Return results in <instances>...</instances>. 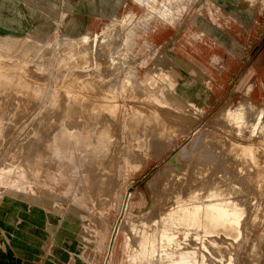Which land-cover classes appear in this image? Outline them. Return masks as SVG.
<instances>
[{
  "label": "rangeland",
  "instance_id": "1",
  "mask_svg": "<svg viewBox=\"0 0 264 264\" xmlns=\"http://www.w3.org/2000/svg\"><path fill=\"white\" fill-rule=\"evenodd\" d=\"M173 1L157 0L156 4L142 5L138 0H0V37H20L17 45L7 49L0 47V204L5 196L0 205V247L20 254L23 264H107L110 258L112 264H224L227 261L264 264V243H261L264 234L259 236L260 228L250 223L251 218L264 216L263 137L254 142L253 135L243 132L240 136L243 148L253 150L252 154L244 150L234 156V167L243 172H257L251 175L256 191L245 186L241 193L245 198L244 211L238 220L236 238L224 234L201 236L200 228L174 218L177 200L173 199L178 187H190L199 181L192 178L187 182L178 181L181 185L177 183L175 177L183 172L184 165L177 152L184 146L189 147L190 136L212 122L219 109L233 108L245 100L249 102L248 119L254 120L260 110V117L264 119V0H176L178 3L170 8ZM160 8H167L164 16L160 15ZM75 17L85 22L77 31L69 27ZM112 17L116 18L113 22ZM111 23L121 32L122 45L127 52L118 68L111 67V60L118 53L114 55L108 49L106 54L98 56L95 69L89 65L85 53L81 59L76 55L70 57L57 39L60 35L76 37L84 33L91 44L93 39L101 40L102 26ZM96 33L98 35L93 36ZM29 35L38 37L41 43L29 45ZM61 56L64 61L58 62ZM119 68L123 70L122 81L115 92L114 73ZM131 70L137 74L131 81L139 85L134 90L124 84L129 81ZM145 76L148 83L142 90ZM53 109L61 110L58 120L76 124L74 130H67L66 124L56 130V158L48 162L45 137L51 132L48 127L43 129L36 116L42 113L48 117L54 114ZM149 118L153 127H163L168 132L166 141L150 145L152 136L149 134L152 135L154 129L149 125ZM170 118L176 124L169 123ZM221 129L229 133L228 128ZM39 131L41 135L47 133L40 142L36 137ZM74 136L78 137V147L71 150L68 145ZM62 137L67 140L58 141ZM91 146L96 147L95 152ZM233 148V144L227 146V150ZM81 149L86 150L87 157L74 160L72 156L80 155ZM255 150L258 155H253ZM33 152H39L41 158H33L30 165ZM26 163L32 166V172ZM95 178L98 181L95 182ZM168 182L171 186L166 184ZM185 187H180L179 191L184 193ZM166 191H169L167 195ZM182 193L181 196H187ZM251 195L256 197L254 203ZM169 199H173V203ZM125 203H128L129 220L147 213L143 233L156 237L155 257L142 249L144 242L131 229L124 231L118 227L119 223L126 224L121 222ZM255 209L261 211L259 216L254 215ZM150 211L154 212L153 216ZM63 219L75 221L77 228L64 223ZM253 228L258 230L255 232ZM259 239L261 246L263 244L258 246L262 254L254 261L249 249ZM201 249L206 251L205 257ZM70 252L74 262L66 256Z\"/></svg>",
  "mask_w": 264,
  "mask_h": 264
},
{
  "label": "bare ground",
  "instance_id": "2",
  "mask_svg": "<svg viewBox=\"0 0 264 264\" xmlns=\"http://www.w3.org/2000/svg\"><path fill=\"white\" fill-rule=\"evenodd\" d=\"M142 5H148V3H153L156 4L157 0H138ZM178 2L175 0L173 1V3L170 4V8L174 7V5H176ZM156 7V6H155ZM167 9V8H166ZM166 9H162L160 8V15L164 16ZM115 17H112V22L115 21ZM68 34V33H67ZM97 36L98 34H93V36ZM31 37V35H29ZM3 39V40H1ZM58 41L61 44L62 50L67 49L69 56H73L76 55L79 59H81V55L83 53L86 54L87 58L89 59V65H91L92 67H94L95 65V61L98 60V56H102V54H106L107 50L109 49L112 54L116 55V57L114 56V58H112L111 60V67L113 68H118L119 65L121 64V62H123L127 52L125 50V47L122 45L123 41H122V35L121 32L118 31L117 29L113 28V23L111 24H104L102 26L101 29V40L99 41H95V39H93L92 43H89V37H87L86 34H80L79 36L76 37H69L67 35H60L59 38H57ZM20 37H0V47L1 48H10L13 47L15 45H17L19 43ZM41 43V40L38 37H31L28 44L35 46L36 44ZM94 44V46H92ZM122 45V47H121ZM100 58V57H99ZM129 58V57H128ZM104 60V59H103ZM64 61V56H61L58 59V62H63ZM130 61V60H129ZM128 61V62H129ZM6 68V67H5ZM28 68V67H27ZM95 68V67H94ZM103 70V67H101ZM105 68V67H104ZM23 69V68H22ZM96 69V68H95ZM93 69V70H95ZM109 69V68H108ZM108 69H104V70H108ZM120 69V68H119ZM25 70V68H24ZM30 70V69H28ZM98 70V69H97ZM95 70V72L97 71ZM103 70V71H104ZM64 71V70H63ZM87 71V70H86ZM90 71V70H89ZM105 71V72H106ZM109 71V70H108ZM107 71V72H108ZM123 70L120 69L119 71H116L114 73V77H115V83L113 84V89L115 92H117L119 90V84L122 81V72ZM129 71V70H128ZM67 72V71H66ZM74 71H72L73 73ZM79 72V71H78ZM93 72V71H91ZM102 72V71H100ZM80 73V72H79ZM99 73V72H98ZM27 74V73H25ZM107 74V73H105ZM130 76H129V81H124L125 85L127 84L128 88L131 90H134L135 88L139 87V85L135 84V82L131 81V77L135 78L137 77V74L134 71H130ZM30 75V74H28ZM83 75V73H82ZM104 75V72L102 74V76ZM37 76V75H36ZM107 76V75H106ZM128 76V75H127ZM45 77V76H44ZM88 78V77H87ZM90 78V77H89ZM88 78V79H89ZM147 76H145L143 82H142V87H140L142 90H145L146 85L148 83L147 81ZM30 79V78H29ZM83 79V77H82ZM85 79V78H84ZM20 80V79H19ZM93 80V79H92ZM95 80V79H94ZM133 80V79H132ZM30 81V80H29ZM135 81V80H134ZM31 82V81H30ZM87 82V81H86ZM85 82V86L87 85ZM95 82V81H94ZM98 82V81H97ZM108 82V81H107ZM105 82V83H107ZM76 83V82H75ZM90 83V82H89ZM104 83V85H105ZM95 84V83H93ZM100 84V83H99ZM111 84V83H110ZM39 85V84H38ZM72 85V84H71ZM1 86V85H0ZM13 86V85H12ZM101 86V85H100ZM106 86V85H105ZM3 87V86H2ZM10 87V86H9ZM9 87L7 86V89H9ZM87 87V86H86ZM4 88V87H3ZM82 88V87H81ZM97 88V87H96ZM127 88V89H128ZM158 86L154 87V90H157ZM10 90V89H9ZM12 90V89H11ZM88 90V89H87ZM95 90V89H93ZM92 90V91H93ZM91 90H89L90 92ZM11 92V91H10ZM87 92V93H89ZM96 92H100V91H96ZM137 92V91H136ZM140 92V91H139ZM9 93V92H7ZM95 93V92H93ZM14 95V93H12ZM73 92H70V95H72ZM98 94V93H96ZM3 95V94H2ZM8 95V94H7ZM25 95V94H24ZM88 95V94H87ZM91 95V94H90ZM136 95V94H135ZM148 97H150V93H147ZM12 96V95H11ZM126 96V95H125ZM4 97V96H3ZM2 97V98H3ZM13 97V96H12ZM90 97V96H88ZM1 98V97H0ZM14 98V97H13ZM23 98V97H22ZM29 98V97H28ZM27 98V100H28ZM91 98V97H90ZM139 98V96L137 97V99ZM5 99V97H4ZM7 99V98H6ZM26 99V97H25ZM21 100L22 104L23 101L25 100ZM32 99V98H31ZM96 99V98H94ZM136 99V100H137ZM141 99V98H140ZM30 100V99H29ZM97 100V99H96ZM103 100V99H101ZM119 100V99H118ZM146 100V99H145ZM5 100H3L4 102ZM12 101V100H11ZM8 101V102H11ZM32 101V100H30ZM34 101V100H33ZM32 101V102H33ZM110 101V100H109ZM113 101V100H112ZM134 100H132L133 102ZM144 101V100H143ZM6 102V101H5ZM36 102V101H35ZM88 102V101H87ZM137 102V101H136ZM2 103V102H1ZM7 103V102H6ZM30 103V102H29ZM28 103V104H29ZM38 103V102H37ZM61 103V102H60ZM86 103V102H85ZM138 103V102H137ZM145 103V102H144ZM152 103V102H151ZM8 104V103H7ZM11 104H13L11 102ZM10 104V105H11ZM20 104V103H19ZM26 104V103H25ZM24 104V105H25ZM31 104V103H30ZM34 104V103H33ZM67 104V103H66ZM141 104V103H140ZM146 104V103H145ZM9 105V104H8ZM60 105V104H59ZM67 105H72L71 103H68ZM87 105V104H86ZM136 105V104H135ZM149 105V104H146ZM153 105V104H152ZM249 105L248 101H242L237 103V105L235 107H228V106H224L223 108L219 109V111H217V115H215V119L213 118L212 122H207L204 126L198 128L191 136H190V141H189V147L184 146L183 148H181L176 155L181 156L184 160V165H183V172L180 173L177 177H175V180L177 181H182V180H193L192 178H195L194 181H197L196 179H198L199 181H201L198 183L197 185H193V186H186L183 185L186 189V191L183 189V191H185L184 193L180 192L179 188H184L182 186L178 187V192L176 193L175 190H173L172 192L175 191V195L173 197V199L177 200L176 205L174 206V210H175V214H174V218L181 220L185 225L186 224H192V226H196L197 228H200L201 231V236H211V235H220V234H224L226 236H229L231 238H236L239 235V229H238V220L240 218V216L242 215L243 211H244V197L241 195V193L245 190V186H248V188L253 191L256 188L255 182L251 181V179L253 178V176L251 175H257V172H251L246 170L245 172L239 170L237 167H234V156H238L242 151L244 153V150L246 151V153H248L249 155L252 154L253 150H247L245 148H243L242 145V139H240L241 135L243 134V132H247L248 135H253L252 137L256 139L257 142L259 141V139H263L264 138V119L261 118V114L262 111H258V113H256L254 120L248 119V113H247V107ZM13 106V105H12ZM31 106V105H30ZM36 106V105H34ZM73 106V105H72ZM140 106V105H139ZM137 106V107H139ZM6 107V106H5ZM22 106H20L21 108ZM32 107V106H31ZM87 107V106H86ZM150 107V105H149ZM8 108V107H7ZM14 108V107H13ZM24 108V107H22ZM30 108V107H29ZM33 108V107H32ZM63 108V107H62ZM74 108V107H73ZM145 108V107H143ZM152 108V106H151ZM164 108V107H163ZM161 107V109H163ZM9 109V108H8ZM25 109V108H24ZM72 109V108H71ZM88 109V108H87ZM159 109V108H158ZM165 109V108H164ZM163 109V110H164ZM249 109V108H248ZM17 111L19 109H16ZM27 110V109H26ZM54 110V114L51 113V117L49 118L47 116H43L42 113H40L39 115L36 116V118H39V120H41V124L43 126V129L48 127V131H50L51 133H43V134H47L45 139H46V144L45 147L47 148V151L45 153V156H47L49 158V161H52L56 158V154H55V141H57V138L55 139V133L57 132L56 130L59 129L62 125H68L69 129L67 130H74V126L76 124L75 121H71V122H66L64 120H58L59 117V112L61 111H57L55 112ZM74 110V109H73ZM83 110V109H82ZM99 110V109H98ZM144 110V109H143ZM146 110V108H145ZM148 110V109H147ZM157 110V108H156ZM9 111L11 112V110L9 109ZM33 111V110H32ZM47 111V110H46ZM45 111V112H46ZM250 111V110H249ZM19 112V111H18ZM104 112V111H103ZM142 112V111H141ZM23 113V112H20ZM29 113V111L27 112V114ZM77 113V111H76ZM145 113V112H144ZM161 113V112H160ZM164 113V111H163ZM26 114V115H27ZM79 114V113H77ZM109 114V113H108ZM45 115V114H44ZM70 115V114H69ZM84 115V114H83ZM103 115V114H102ZM105 115V114H104ZM103 115V116H104ZM135 115V112H133L131 114V116L133 117ZM18 116V115H17ZM22 116V115H21ZM25 116V115H24ZM85 116V115H84ZM101 116V115H100ZM137 116H139L137 114ZM146 116V115H145ZM164 116V115H163ZM20 117V116H19ZM18 117V118H19ZM27 117V116H26ZM75 118V116H73ZM105 117V116H104ZM120 117V116H119ZM149 117V116H148ZM263 117V116H262ZM6 118V116L4 117ZM17 118V117H16ZM15 118V119H16ZM111 118V117H108ZM142 118H144V115L142 116ZM212 118V117H211ZM107 119V118H106ZM145 119V118H144ZM169 119V117H168ZM183 119V118H182ZM77 120V118L75 119ZM102 120V119H100ZM150 120V118H149ZM194 120V119H193ZM16 121V120H15ZM70 121V120H69ZM81 121V120H79ZM153 121V120H152ZM167 122V120H165ZM172 121H174L172 119ZM171 118L170 120H168L169 123L172 122ZM176 121H180V120H176ZM184 121V120H183ZM199 121V120H198ZM18 122V120H17ZM35 122V121H34ZM78 122V120H77ZM116 122V121H113ZM145 122V121H144ZM151 120L149 121V125L152 126V124L150 123ZM156 122V120L154 121ZM182 122V121H181ZM180 122V123H181ZM189 122V120H188ZM187 122V123H188ZM192 122V121H191ZM4 123V122H3ZM9 123V122H8ZM7 123V124H8ZM90 123V121H89ZM127 123V122H126ZM141 123V122H140ZM147 123V122H145ZM158 123V122H157ZM164 123V122H163ZM162 123V124H163ZM175 123V121H174ZM53 124V125H52ZM79 124V123H77ZM102 124V123H101ZM111 124V123H110ZM109 124V125H110ZM114 124V123H113ZM128 124V123H127ZM144 125V123H142ZM159 124V123H158ZM157 124V125H158ZM167 124V123H166ZM173 124V123H172ZM176 124V123H175ZM178 124V123H177ZM10 125V124H9ZM12 125V124H11ZM35 125V124H34ZM81 125V123H80ZM115 125V124H114ZM168 125V124H167ZM19 125H17L18 127ZM139 126V125H138ZM147 126V125H146ZM162 126V125H161ZM173 126V125H172ZM180 127V124L178 125ZM6 127H11V126H6ZM35 127V126H34ZM98 127V126H97ZM96 127V128H97ZM117 127V126H116ZM170 127V126H169ZM191 127V126H190ZM194 127V126H193ZM222 127L228 128L229 133H225L222 131ZM13 128V127H12ZM11 128V130H12ZM41 128V126H40ZM112 128V127H111ZM144 128V127H143ZM149 128V127H148ZM152 128L154 129L152 131V129L150 131H152V135L151 133L149 134L150 136H152V138H149V143L150 145H157L158 143H162L163 141H166L167 138V133L165 132V128L163 127H157L155 128L152 126ZM174 128V127H173ZM172 128V129H173ZM182 128V127H181ZM180 128V129H181ZM41 129V130H43ZM47 129V128H46ZM145 129V128H144ZM169 129V128H168ZM171 129V130H172ZM178 129V128H177ZM176 129V130H177ZM8 130V129H7ZM10 130V131H11ZM40 130V129H39ZM45 130V129H44ZM117 131V128L114 129V131ZM139 130V129H138ZM147 130V129H146ZM171 130L169 132H171ZM175 130V129H174ZM6 131V130H5ZM9 131V132H10ZM15 130H13L14 132ZM47 131V132H48ZM113 131V130H112ZM113 131V132H114ZM149 131V129H148ZM180 131V130H179ZM8 132V131H7ZM12 132V131H11ZM43 132V131H42ZM76 132V131H75ZM119 132V131H118ZM140 132V130H139ZM245 132V133H246ZM5 133V132H4ZM116 133V132H115ZM147 133V131H146ZM7 133H5V135L3 134V136H6ZM42 134V135H43ZM119 134V133H118ZM145 134V133H144ZM171 134V133H169ZM42 135L39 131V134L36 136L37 140L40 142V140L42 139ZM124 135V132H123ZM142 135V134H141ZM140 135V136H141ZM148 136V134H146ZM172 135V134H171ZM245 135V134H244ZM247 135V134H246ZM256 135V136H254ZM45 136V135H44ZM110 136V135H109ZM118 136V135H117ZM120 137V136H119ZM149 137V136H148ZM172 137V136H171ZM246 137V136H245ZM244 137V138H245ZM263 137V138H262ZM10 138V137H9ZM7 138V140L9 139ZM24 138V137H23ZM77 136H74L73 140L69 141V145L68 148L71 150H75L78 146L76 145L77 143ZM145 139V138H144ZM170 138L168 137V140ZM247 139V138H246ZM252 139V138H251ZM254 139V140H255ZM6 140V141H7ZM23 140V139H22ZM65 141L67 139L65 138H59L58 141ZM124 140V139H123ZM173 140V139H172ZM172 140H171V144H172ZM17 141V140H16ZM244 141V140H243ZM249 141V140H248ZM5 142V141H4ZM174 142V140H173ZM24 143V142H23ZM22 143V144H23ZM35 143V141H34ZM44 143V142H43ZM42 143V144H43ZM166 143V142H165ZM259 143V142H258ZM6 144V143H5ZM231 144L234 145V148L231 150H227V146H230ZM261 144V143H260ZM24 145V144H23ZM118 145V144H117ZM13 146V144H12ZM38 146V145H37ZM39 148H41V145L39 143ZM167 145H165L166 147ZM23 147V146H22ZM25 148V147H24ZM37 148V149H39ZM112 148V147H111ZM154 148V147H153ZM160 148V147H159ZM162 148V147H161ZM229 148V147H228ZM261 148V147H260ZM12 149V148H11ZM35 149V148H34ZM166 149V148H165ZM91 150L93 152H95L96 147L91 146ZM160 150V149H159ZM158 150V151H159ZM258 150V149H257ZM257 150L254 151V154H257ZM261 150V149H260ZM30 151V150H29ZM141 151V150H140ZM151 151V150H150ZM156 151V150H155ZM262 151V150H261ZM137 152V151H136ZM109 153V152H108ZM111 153V151H110ZM109 153V154H110ZM264 153V152H261ZM32 154V153H31ZM68 154V152H67ZM113 154V153H112ZM158 154V153H157ZM97 155H99V153H97ZM258 155V154H257ZM243 156V155H242ZM261 157V155H259ZM18 157V156H17ZM87 157V152L85 149H81V154L77 155L74 154L72 156V158L75 159H81L84 160ZM107 157V155H106ZM105 157V158H106ZM158 157V156H157ZM180 157V158H181ZM263 157V156H262ZM34 159H39L41 158V154L39 152H36L32 155V159H31V164H33ZM121 158V157H120ZM156 158V157H155ZM178 158V157H177ZM108 159V157H107ZM105 160L106 162L109 160ZM247 159V157H246ZM30 160V159H29ZM180 160V159H179ZM238 160V159H237ZM243 160V158H242ZM263 160V159H262ZM98 162V161H97ZM182 162V161H181ZM243 162V161H242ZM94 163V161H93ZM103 163L106 165V163L103 161ZM114 164V163H113ZM126 164V163H125ZM27 167L29 168L30 172H32V166L28 165L26 163ZM94 165V164H93ZM111 165V164H110ZM236 165V163H235ZM42 166V162L38 165V168H40ZM237 166V165H236ZM252 166V165H251ZM263 166V165H262ZM95 167V166H94ZM93 167V169H94ZM180 167V166H179ZM31 168V169H30ZM51 168V167H50ZM101 168V167H100ZM255 168V167H254ZM247 169V168H245ZM89 170V169H88ZM182 170V169H181ZM180 170V171H181ZM91 171V169H90ZM114 171V170H113ZM168 172V171H167ZM90 173V172H89ZM100 174V173H99ZM38 175V174H37ZM91 174H89V177L91 178L92 176H90ZM93 175L96 177L97 175L93 173ZM105 175V173H104ZM172 175V174H171ZM40 176V175H39ZM93 176V177H94ZM108 176V175H107ZM92 177V179H93ZM98 177V176H97ZM96 177V178H97ZM174 177V176H173ZM38 178V177H37ZM95 178V179H96ZM99 178V177H98ZM184 178V179H183ZM91 179V180H92ZM108 180V178H106ZM254 179V178H253ZM255 180V179H254ZM98 181V179L95 180V182ZM114 181V179H113ZM172 181V180H170ZM175 181V182H176ZM193 181V182H194ZM92 184V181H90ZM112 182V180H111ZM115 182V181H114ZM166 182V181H165ZM174 182V183H175ZM183 182V181H182ZM187 182V181H186ZM191 182V181H190ZM105 183V181H104ZM158 183V182H157ZM177 183H175L174 185H176ZM181 183V182H180ZM178 183V184H180ZM185 183V182H184ZM193 183V184H196ZM97 184V183H96ZM117 184V183H116ZM169 184L170 183H166ZM177 184V185H178ZM187 184V183H185ZM189 184V182H188ZM192 185V183H190ZM189 184V185H190ZM106 185V184H105ZM181 185V184H180ZM261 185V184H260ZM103 186V185H102ZM111 186H113L111 184ZM171 186V185H170ZM169 186V189H170ZM94 187V186H93ZM177 187V186H175ZM96 187H94V190ZM103 188V187H102ZM105 188V187H104ZM111 188V187H110ZM173 188V187H172ZM189 189V191H191L189 193V195L186 193L187 189ZM262 188H264L262 186ZM93 189V188H92ZM152 189V188H151ZM176 189V188H174ZM92 190V191H94ZM106 190V188H105ZM260 190V189H259ZM156 191V190H155ZM161 191V190H160ZM171 191V190H170ZM182 191V190H181ZM188 191V192H189ZM256 191V190H255ZM258 191V190H257ZM262 191V190H261ZM95 192V191H94ZM107 192V190H106ZM158 192V191H157ZM166 191V195L168 194ZM156 193V192H155ZM153 193V194H155ZM182 194H187V196H181ZM257 193H260L259 191ZM256 193V194H257ZM42 194V192H41ZM103 194V193H102ZM160 194H162L160 192ZM241 198L240 199V196ZM247 194V193H246ZM255 194V193H254ZM253 194V195H254ZM262 194V192H261ZM98 195V194H97ZM158 195V194H157ZM156 195V197H158ZM165 195V194H163ZM162 195V196H163ZM204 195V196H203ZM239 197H238V196ZM264 195V194H263ZM171 196V195H169ZM173 196V195H172ZM171 196V197H172ZM181 196V197H180ZM252 196V195H251ZM257 196V195H255ZM164 197V196H163ZM162 197V198H163ZM250 197V196H249ZM259 197V196H258ZM263 197V196H262ZM239 198V199H238ZM158 199L154 197V200ZM171 199V198H170ZM169 199V200H170ZM172 199V200H173ZM264 199V197H263ZM153 200V199H151ZM164 201H166L165 199H163ZM172 200H170L172 202ZM240 200V201H239ZM242 200V201H241ZM256 200V197L252 196V202L254 203V201ZM258 200V199H257ZM158 201V200H157ZM169 202V201H167ZM176 202V201H175ZM239 202H242L241 204ZM258 202V201H257ZM97 203V202H96ZM162 203V202H161ZM170 203V202H169ZM167 203V204H169ZM173 203V202H172ZM171 203V204H172ZM128 203H125L124 208H123V216H122V221L121 222H125L126 224L123 225L122 223H119L118 227L120 229H123L124 231H126V229L128 228L131 229V232L136 236V237H140L142 239V241L144 242V245L142 247L143 250L148 251V254L152 257L156 256V246L154 245V239L156 238L155 236L153 237H148L146 233H143V224H144V219L147 216V213L142 214L140 217H135L133 220H129L126 216V210L128 208L127 206ZM158 204V203H157ZM166 204V205H167ZM252 204V203H251ZM155 205V203H154ZM152 204V209L153 210V206ZM161 205V204H160ZM256 205V204H255ZM162 206V205H161ZM160 206V207H161ZM163 206H165V202L163 204ZM252 206V205H251ZM261 206V205H260ZM158 207V206H157ZM166 207V206H165ZM164 207V209H165ZM247 207H245L246 209ZM250 208V207H249ZM252 208V207H251ZM250 208V209H251ZM154 209L156 210L157 208L154 207ZM161 209H163V207H161ZM167 209V208H166ZM254 209V208H252ZM261 209V208H260ZM154 210V212H155ZM249 210V209H246ZM259 210V209H258ZM257 209H255L254 211V215L259 216V214H261V211L259 213ZM164 211V210H163ZM253 211V210H252ZM151 215L153 211H150ZM153 212V213H154ZM162 212V211H161ZM250 213V212H249ZM248 213V214H249ZM156 214V213H155ZM158 214V213H157ZM253 214V212H252ZM247 215V213H246ZM250 215V214H249ZM264 215V214H263ZM97 216V215H96ZM149 216V215H148ZM153 216V215H152ZM94 217V215H93ZM157 217V215H156ZM247 218V216H245ZM251 217V215H250ZM95 218V217H94ZM150 218V217H149ZM155 218V217H153ZM149 220V219H148ZM154 220V219H153ZM251 222L253 225L257 226L259 229V236L262 237V235L264 234V216L260 215L259 218H251ZM258 220V221H257ZM149 222V221H148ZM249 222V219L248 221ZM258 223V224H257ZM149 224V223H148ZM151 224V222H150ZM36 226V225H35ZM241 226V225H240ZM252 226V225H250ZM254 226V227H255ZM246 227V226H245ZM249 227V226H248ZM241 228V227H239ZM244 229V228H243ZM251 230V227H250ZM254 230V228L252 229ZM256 230V229H255ZM254 230V231H255ZM258 230V229H257ZM256 230V231H257ZM117 231V230H116ZM255 231V232H256ZM247 232V231H246ZM252 234V233H251ZM257 234V233H256ZM134 236V237H135ZM222 236V235H221ZM243 236V235H242ZM252 236V235H251ZM250 236V237H251ZM253 236H256L253 234ZM258 237V236H257ZM230 238V239H231ZM252 238V237H251ZM217 239V236L216 238ZM220 239V238H219ZM218 239V240H219ZM227 239V238H226ZM229 239V238H228ZM229 239V240H230ZM255 239V238H254ZM258 239V238H257ZM193 240V239H192ZM217 240V241H218ZM221 240V239H220ZM249 240V239H248ZM251 240V239H250ZM264 240V239H263ZM213 241V240H212ZM225 242V241H224ZM261 240L259 239V241H255L250 249H249V255L251 256V260L257 261V259H259V257L261 256L262 252L259 251V247L261 246L260 244ZM194 243V242H193ZM216 243V242H215ZM251 243V242H250ZM261 243H264L263 241ZM199 244V243H198ZM260 244V246H259ZM130 246V245H129ZM199 246V245H198ZM231 246V245H230ZM249 246V245H248ZM259 246V247H258ZM263 246V244H262ZM261 246V247H262ZM213 247L211 246V249ZM245 248H249V247H245ZM210 249V248H208ZM215 249V248H214ZM213 249V250H214ZM222 250V249H221ZM225 250V249H224ZM211 251V250H210ZM243 252V251H242ZM248 252V249L247 251ZM201 253L203 254V256L205 257L206 255V251L204 249H201ZM228 253V252H227ZM244 253V252H243ZM211 254V252H210ZM215 255V253H213ZM217 254V253H216ZM224 254V252H223ZM237 254V253H236ZM248 254V253H247ZM209 255V254H207ZM226 255V253L224 254ZM223 255V256H224ZM242 255V254H241ZM246 255V253L244 254ZM217 256V255H216ZM215 256V257H216ZM227 256V255H226ZM225 256V257H226ZM248 256V255H247ZM240 257V256H239ZM238 257V259H239ZM212 258V257H210ZM209 258V259H210ZM246 258V257H244ZM168 260V259H167ZM215 260V259H214ZM244 260V259H243ZM249 260V259H248ZM248 260L246 259V262H248ZM213 261V260H212ZM245 261V260H244ZM209 262V261H208ZM217 262V261H216ZM224 262V261H223ZM242 262V261H241ZM244 262V263H246ZM253 262V261H252ZM262 262V261H261ZM107 264H112V260L111 258L109 259ZM218 264V263H217ZM221 264V263H220ZM224 264H231L229 261L225 262Z\"/></svg>",
  "mask_w": 264,
  "mask_h": 264
},
{
  "label": "crops",
  "instance_id": "3",
  "mask_svg": "<svg viewBox=\"0 0 264 264\" xmlns=\"http://www.w3.org/2000/svg\"><path fill=\"white\" fill-rule=\"evenodd\" d=\"M63 15H64V13L61 14V18L63 17ZM106 18L108 19L109 17H106ZM84 24H85V22L83 19L75 17L69 22V27L71 29L77 31V30H80L81 28H83ZM4 197L5 196L2 197V200H3L2 204L4 203ZM2 204H0V205H2ZM63 222L64 223L66 222L65 219H63ZM66 223L72 224L71 227H73L74 229L77 228L74 225L75 221H73V220L66 222ZM1 244L4 245L3 242H1ZM56 253H59V252H56ZM66 256L70 262L75 261V258L71 252L69 254H67ZM0 264H23V259H22V256L20 254H18L16 252H12L11 250H7V249H5L4 246H2V247H0Z\"/></svg>",
  "mask_w": 264,
  "mask_h": 264
}]
</instances>
